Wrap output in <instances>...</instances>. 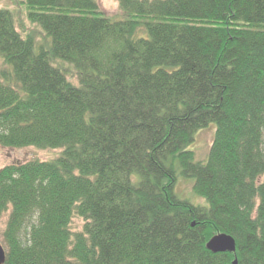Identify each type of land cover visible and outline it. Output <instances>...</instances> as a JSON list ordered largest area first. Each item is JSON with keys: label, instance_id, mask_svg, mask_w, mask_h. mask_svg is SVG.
Instances as JSON below:
<instances>
[{"label": "trees", "instance_id": "1", "mask_svg": "<svg viewBox=\"0 0 264 264\" xmlns=\"http://www.w3.org/2000/svg\"><path fill=\"white\" fill-rule=\"evenodd\" d=\"M117 1L22 0L39 50L0 5V146L61 149L0 169L5 264H264V0Z\"/></svg>", "mask_w": 264, "mask_h": 264}, {"label": "rangeland", "instance_id": "2", "mask_svg": "<svg viewBox=\"0 0 264 264\" xmlns=\"http://www.w3.org/2000/svg\"><path fill=\"white\" fill-rule=\"evenodd\" d=\"M100 8L109 16L115 17L117 20H125L127 16L121 11L117 0H98ZM0 5L9 8L15 15L17 29L24 37L32 36L35 40L36 49L48 47L50 39L47 37L45 29L39 23H33L28 18V10L26 5L22 4V0H0ZM143 27L138 33V37H146L148 34ZM59 64L72 70L73 67L67 62L58 61ZM0 64L2 60L0 59ZM70 79L76 82V79L70 75ZM217 124L210 123L207 127L195 132L194 140L187 146L186 149L196 152L197 160L206 162L209 157V152L212 143L215 139ZM61 149H40L34 146L24 148H5L0 146V169L10 163L25 162L32 159L52 160L60 156ZM178 184L176 193L195 204L208 205L207 200L199 196L193 190V180L182 175L180 169L177 170ZM264 178V177H263ZM8 213L0 215V242L4 245V232L8 221ZM82 221L78 218L74 220L73 227L80 228Z\"/></svg>", "mask_w": 264, "mask_h": 264}, {"label": "water", "instance_id": "3", "mask_svg": "<svg viewBox=\"0 0 264 264\" xmlns=\"http://www.w3.org/2000/svg\"><path fill=\"white\" fill-rule=\"evenodd\" d=\"M195 225V223H193ZM207 248L214 253L220 252H235L236 251V240L233 236L222 233L213 236L207 243ZM7 260V250L4 245L0 242V264H5ZM233 264H239L238 260H234Z\"/></svg>", "mask_w": 264, "mask_h": 264}]
</instances>
